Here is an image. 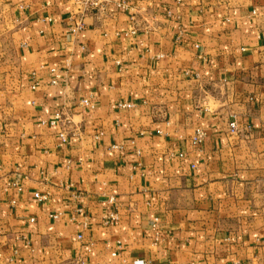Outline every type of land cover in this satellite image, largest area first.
Masks as SVG:
<instances>
[{
	"label": "crops",
	"instance_id": "crops-1",
	"mask_svg": "<svg viewBox=\"0 0 264 264\" xmlns=\"http://www.w3.org/2000/svg\"><path fill=\"white\" fill-rule=\"evenodd\" d=\"M73 10L0 0V264H264V0Z\"/></svg>",
	"mask_w": 264,
	"mask_h": 264
},
{
	"label": "built area",
	"instance_id": "built-area-1",
	"mask_svg": "<svg viewBox=\"0 0 264 264\" xmlns=\"http://www.w3.org/2000/svg\"><path fill=\"white\" fill-rule=\"evenodd\" d=\"M74 10L73 13L70 15V18L73 21V25H72V31L73 32H78L82 29L85 28L86 24H85V17L89 14H104L107 11V7L108 5L111 3V0H68ZM117 6L119 7H125L124 3H116ZM50 72L53 74V78L51 79L50 83L55 85L59 82V79L61 77V73L59 71H57V69L55 68H51ZM33 76H35V73L32 74ZM40 85L39 81H35V83L32 85V88H36ZM82 105L84 106H93L92 101L89 98H85L82 100ZM132 103L130 102H125V103H119V107L120 108H130L132 107ZM63 113L61 111H57L55 113L54 118H52L51 120H49V124L56 126L59 123H61V121L63 120ZM230 132L231 133H235L238 131V126L236 121H232L230 122ZM207 133L206 131L201 128L198 127L195 129L194 135L192 137V142L194 144H201L204 139L206 138ZM59 137L61 139V142H66L68 139V133L67 131H65L64 129H62L59 132ZM174 155V154H171ZM179 156L183 157L184 154L180 153ZM14 186L18 187V190H22V187L20 185H18V183L14 182L13 183ZM35 197L37 199H39L40 201L42 200H46L48 198V196L46 194H41L39 192H35L34 193ZM79 213L81 214V219H80V225L82 226V229L85 230L88 228L89 225V215L87 214V212L83 209L80 208ZM59 213H54L52 215H50L52 218H58L59 217ZM117 219V214L116 213H110L109 215L106 216L105 218V223L108 224L113 220ZM33 220V219H32ZM83 238V233L80 232L78 234V239H82ZM117 253H113V255H116ZM73 264H87V262L82 259V258H76L73 261ZM135 264H149V261L146 260H136Z\"/></svg>",
	"mask_w": 264,
	"mask_h": 264
}]
</instances>
